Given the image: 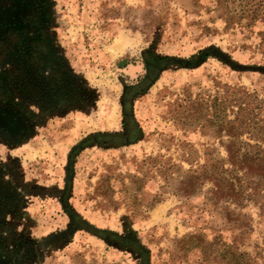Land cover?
<instances>
[{"label": "rangeland", "instance_id": "374dc122", "mask_svg": "<svg viewBox=\"0 0 264 264\" xmlns=\"http://www.w3.org/2000/svg\"><path fill=\"white\" fill-rule=\"evenodd\" d=\"M217 1L0 0V10L9 7L6 18L43 16L55 70L82 90L80 103L43 112L33 84L12 74L16 63L0 64V103L11 101L19 126L29 119L32 130L18 140L0 129V186L11 187L16 198L0 219V264H136L130 253L72 229L62 201L69 153L90 135L123 131L122 96L145 74L143 52L189 59L210 47L236 70L210 58L196 69L164 72L134 103L143 138L121 148L85 149L75 163L69 205L98 230L135 232L151 264H199V252H181L176 244L190 234L220 236L264 254L258 206L245 201L239 210L251 221L234 229L210 200L211 185L190 197L179 191L188 172L205 163L208 147L217 159L226 158L197 116L185 110L188 100L214 98L219 85L243 86L264 99V0ZM260 1L257 21L250 24ZM34 29L30 36L23 29L26 42L37 36Z\"/></svg>", "mask_w": 264, "mask_h": 264}, {"label": "trees", "instance_id": "16d2710c", "mask_svg": "<svg viewBox=\"0 0 264 264\" xmlns=\"http://www.w3.org/2000/svg\"><path fill=\"white\" fill-rule=\"evenodd\" d=\"M220 5V0L217 1ZM263 1L252 8L249 23L257 20V13L262 8ZM0 10V64L13 60L15 69L13 75H21L22 81L30 83V89L41 102V110L58 111V105L80 103L77 93L82 90L73 88L67 74L56 71L57 60L51 40L45 33V20H31L29 17L6 18ZM13 10L15 6L10 7ZM230 19V18H229ZM228 20V19H227ZM231 18L229 22H234ZM27 27V35L34 27L35 35L26 42L23 31ZM30 29V30H29ZM40 29V28H39ZM35 38V39H34ZM225 56L214 47L200 50L189 59L174 56H160L152 51L142 54L145 74L134 84L127 86L121 100L122 127L119 133H102L90 135L77 144L69 153L67 166L66 191L62 198L66 214L70 217L73 230H83L97 236L107 245L130 253L136 264H151L150 253L138 240L135 232L122 236L112 231L98 230L90 226L69 205L73 187L74 168L78 156L87 148L102 146L106 148H121L139 142L143 138V130L134 114V103L148 93L151 87L168 70L196 69L208 59L215 58L231 69L236 70V64L225 60ZM52 68L51 74H46V68ZM21 81V85L24 83ZM79 101V102H78ZM185 110H188L199 122L201 129L219 142L226 153V158L217 159L215 150L208 147L205 150V163L198 170H190L180 183V192L190 197L203 188L211 185L210 200L214 206H220L227 226L234 229H245L251 218L239 208L243 203L251 202L258 206L260 216L264 217V99L256 93H251L243 86L219 85L214 98H199L188 100ZM20 116L12 102L0 103V129L13 135L18 140L27 139L31 127H20ZM3 191L6 193L4 194ZM9 186H0V219L6 211L12 210L15 196ZM235 206V208H233ZM3 222L0 221V227ZM181 252L197 251L200 254L199 264H264V254L243 251L235 242L228 243L217 236L208 239L204 234H190L176 241ZM264 245V242H263Z\"/></svg>", "mask_w": 264, "mask_h": 264}]
</instances>
